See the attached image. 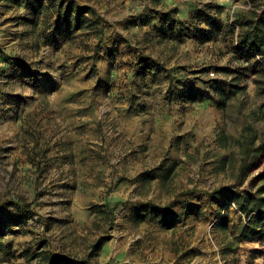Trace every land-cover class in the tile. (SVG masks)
I'll return each instance as SVG.
<instances>
[{"label":"rangeland","instance_id":"rangeland-1","mask_svg":"<svg viewBox=\"0 0 264 264\" xmlns=\"http://www.w3.org/2000/svg\"><path fill=\"white\" fill-rule=\"evenodd\" d=\"M62 1L60 17L39 9L49 0H0V264H37L40 249L80 258L106 234L94 264H264L259 238L236 241L247 219L223 197L248 172L243 189L262 184L264 157L244 174L238 158L215 166L213 149L165 135L196 127V101L181 98L230 76L219 68H255L264 91L238 45L240 18L264 0ZM74 2L96 26L67 23ZM261 117L238 145L264 140ZM117 203L112 221L96 217ZM146 204L174 222L136 217Z\"/></svg>","mask_w":264,"mask_h":264},{"label":"crops","instance_id":"crops-1","mask_svg":"<svg viewBox=\"0 0 264 264\" xmlns=\"http://www.w3.org/2000/svg\"><path fill=\"white\" fill-rule=\"evenodd\" d=\"M180 17L182 19L181 21L184 22L187 19V16L186 18ZM88 18L93 22L97 21L94 20L93 16ZM219 69L220 71L228 73L230 76L222 78L219 74L216 82L206 87L203 85L204 83L198 80L196 84H193V89L196 91H204L205 94L210 91V94H206L207 96L203 94L201 98L195 102L196 110L199 109L200 111V113L194 116L196 127L189 126L179 132L172 129L165 134L169 136V138L167 137L169 145L176 139H179L181 148L194 145L196 150L203 151L213 149L218 153V159L214 160L215 166H217L219 162L223 165L228 164L227 162L232 160V158H238L241 165L243 161H246L248 165V158L251 155L262 160L264 151L262 153H256L255 150L264 143V140L251 137L247 139V145L244 144L243 147L238 145L241 143L242 139L247 137L249 132L252 134L254 128H258L261 122L260 120L263 119L262 117L260 118V113L264 117V91L261 89V78L259 74H257L256 69L252 67L251 69H247L241 68L240 65L236 67L235 64H233L228 65L226 68L222 67ZM188 82H192V80ZM244 99L248 102L243 103ZM181 100L186 103L188 102L182 98ZM252 115H256L257 118L250 121L249 119ZM184 120L187 122L188 116ZM190 121H192V119H190ZM175 135L176 137L173 139ZM137 143V145H139L140 142ZM208 145H210L211 148H208ZM261 160L258 161V168L261 166ZM241 165L239 166L240 171ZM253 173L254 172L246 173L245 178L243 180L240 179L238 187L233 185V187L231 186L229 188L237 193H250L254 191L242 188L248 176L253 175ZM260 174L257 175L259 176ZM257 186L258 185H254L253 189L256 190ZM239 188L243 189V191L239 190ZM223 197L225 199L227 198L226 196ZM226 201L229 203L228 199H226ZM235 207L237 208L236 205ZM259 241L261 242L260 239Z\"/></svg>","mask_w":264,"mask_h":264},{"label":"trees","instance_id":"trees-1","mask_svg":"<svg viewBox=\"0 0 264 264\" xmlns=\"http://www.w3.org/2000/svg\"><path fill=\"white\" fill-rule=\"evenodd\" d=\"M18 2L27 0H17ZM40 2V1H37ZM49 6L39 5V9L46 11H56L57 14L62 17V8L64 6V1L59 5L52 3L50 1ZM75 4V2L73 3ZM76 13V16H73ZM93 13L90 8L79 7L76 4L71 10L67 7V23H70L74 19L75 23L82 24V22L87 23V28L90 30L96 26L97 22H93L89 18H85V14ZM170 14H166L164 17L168 18ZM74 17V18H73ZM240 33L238 36V45L240 47L241 53L248 59L254 58V55H260L264 60V8L259 10H252L245 13L239 21ZM100 35L101 32L98 31ZM150 61V60H146ZM259 66V65H258ZM197 93L190 90L188 93H184L183 98L189 102L197 101ZM264 151V143H262L256 150V153H262ZM247 163L243 161L240 169L242 173L247 172ZM171 176V170L164 171L162 178L167 180ZM141 180L147 183V181L154 180L155 177L152 176L151 172H145L140 175ZM257 179L259 181H264V172H262ZM228 193L225 195L229 203H234L238 211L245 216L246 222H243L238 228V234L236 241L242 243L246 240L252 238H259L261 240L262 246L264 247V182L257 186L256 190L248 192H236L227 189ZM213 195L215 197L220 196L219 191H214ZM119 206V203L115 204L113 207H104L101 205H94L93 210L96 217H102L107 221H112L113 210ZM156 215L160 217V222L163 225H169L174 222L175 214L171 211L170 206L164 207H153L148 204L141 205L136 210V217L144 218L141 215ZM99 224L95 223L94 228H99ZM111 227V222L109 229ZM110 239L109 234L101 235L96 241L88 245L87 251L82 257H76L71 254H66L64 252H48L40 249L35 256L37 264H94L93 260L98 257L103 245Z\"/></svg>","mask_w":264,"mask_h":264},{"label":"built area","instance_id":"built-area-1","mask_svg":"<svg viewBox=\"0 0 264 264\" xmlns=\"http://www.w3.org/2000/svg\"><path fill=\"white\" fill-rule=\"evenodd\" d=\"M254 59L255 61L258 63L260 69H262V71L264 72V60L260 55H254ZM233 206H235L234 204H232Z\"/></svg>","mask_w":264,"mask_h":264}]
</instances>
